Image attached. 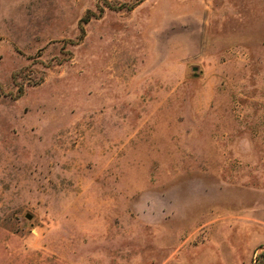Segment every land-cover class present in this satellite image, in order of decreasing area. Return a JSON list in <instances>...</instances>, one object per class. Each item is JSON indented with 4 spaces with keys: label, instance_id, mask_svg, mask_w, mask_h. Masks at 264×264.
<instances>
[{
    "label": "rangeland",
    "instance_id": "rangeland-1",
    "mask_svg": "<svg viewBox=\"0 0 264 264\" xmlns=\"http://www.w3.org/2000/svg\"><path fill=\"white\" fill-rule=\"evenodd\" d=\"M263 249L264 0H0V264Z\"/></svg>",
    "mask_w": 264,
    "mask_h": 264
},
{
    "label": "trees",
    "instance_id": "trees-1",
    "mask_svg": "<svg viewBox=\"0 0 264 264\" xmlns=\"http://www.w3.org/2000/svg\"><path fill=\"white\" fill-rule=\"evenodd\" d=\"M259 259V261H258ZM256 260L258 262H260L259 264H263V260H264V249L262 250V253H260V256L259 255H256Z\"/></svg>",
    "mask_w": 264,
    "mask_h": 264
},
{
    "label": "water",
    "instance_id": "water-1",
    "mask_svg": "<svg viewBox=\"0 0 264 264\" xmlns=\"http://www.w3.org/2000/svg\"><path fill=\"white\" fill-rule=\"evenodd\" d=\"M26 218H27V219H30V217H29V216H26Z\"/></svg>",
    "mask_w": 264,
    "mask_h": 264
}]
</instances>
